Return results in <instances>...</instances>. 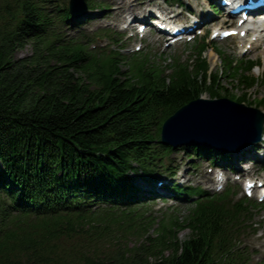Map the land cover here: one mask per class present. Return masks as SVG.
<instances>
[{
    "label": "trees",
    "instance_id": "trees-1",
    "mask_svg": "<svg viewBox=\"0 0 264 264\" xmlns=\"http://www.w3.org/2000/svg\"><path fill=\"white\" fill-rule=\"evenodd\" d=\"M69 17L65 0H0V264L250 263L243 235L264 205L188 187L186 217H157L127 181L172 151L160 127L180 106L203 94L247 104L219 82L252 89L254 63L210 72L196 40L194 64L176 58L165 74L150 52L88 46L106 32L67 37Z\"/></svg>",
    "mask_w": 264,
    "mask_h": 264
},
{
    "label": "rangeland",
    "instance_id": "rangeland-1",
    "mask_svg": "<svg viewBox=\"0 0 264 264\" xmlns=\"http://www.w3.org/2000/svg\"><path fill=\"white\" fill-rule=\"evenodd\" d=\"M94 1L97 3L101 2L103 5H107L109 4L108 1H112V3L114 2L115 4L116 1L126 2L128 0H94ZM157 2L158 1L156 0V3ZM110 5H111V2H110ZM120 13L121 12L118 11L116 13L111 14V10H109V13L104 14L103 16H100L101 19L99 21H95L94 25L98 24V26H100L105 23H110L111 25L113 24L118 25L123 20V15L126 13V8L122 10L121 14ZM219 22H220V19H218L217 23ZM68 31L69 33L67 34H70V35L75 34L74 30L68 29ZM145 44H149V46L143 52L150 51L151 58H152L151 60L157 61L161 63V65L163 66L169 63H174L176 58L179 59L181 63H189L190 66L194 64L193 60L191 59L192 50L190 48H186L183 46V43H179L178 45L170 46L169 48L165 49L163 47L164 46L163 36L160 34L158 35L147 34L145 40L142 41V43L134 40L132 43L127 44V48L129 49L136 45H145ZM236 44H237V40L229 39L226 42L213 44V46L218 47L220 52L223 53L225 57H229V59H232L233 61H235L240 58L236 51ZM162 51H164L165 53H161ZM30 52H31V47L26 46L24 49L17 52V56L26 57L30 55ZM123 52L127 53L126 50H123ZM210 53H212V56H210ZM204 56L206 60L208 61L212 72L220 71V69H223L224 64L222 62V59L218 57V55L212 48H208L206 52L204 53ZM245 58L249 60H259V64L253 68L251 75L255 78H258V80L261 81V78L262 77L264 78V43H261V46L259 49L254 51V53L247 55ZM165 70L167 69H164V72ZM167 73H171V71L165 72V74ZM233 84H235V82L230 83L227 80V78H224V79L222 78L221 81L219 82L220 87L228 90L227 94H231V95L235 94L236 96L242 95L243 92L241 88H237ZM263 84L259 83L258 85H255L252 89L245 91L247 102H250V101H252L253 103L259 102L260 98L264 97V85ZM202 97L208 98L206 94ZM258 109L264 112L263 107L258 106ZM186 156H187L186 153H184L183 148L181 147L173 151L170 155H168L165 163L171 164L172 167H176V168H179V166L182 165L183 166L182 168H184V166L187 165ZM210 167H211L210 165H208L207 167H203V163L201 162V159L198 157V159H196V167L195 168L192 167L191 171L185 174L187 177L192 178L191 183L187 185L199 186L200 188L211 191V187H212L213 179H214V173L213 171H210L211 170ZM182 168L179 171L183 170ZM159 170H162V169L159 168ZM159 170H157L158 173H159ZM184 170H187V168H185ZM167 175L168 174L163 172V175H159V176L163 177ZM136 182H137L136 185L141 188L140 186L141 184L138 178L136 179ZM154 202L155 203L150 204L151 207L149 208V210L153 211L154 216H157V217H161L164 213H166L167 215H171L172 213H174V215L182 219L186 217L189 213L190 205L187 203H179L177 201L164 202L163 200H160V199L155 200ZM255 222L259 223L258 226L260 227V230L253 235H248L244 237V241L249 246V248H251V250L254 251L253 256H252L253 261L251 264H264V211L255 217ZM188 234L189 232L185 230L180 233L179 237L180 239H185Z\"/></svg>",
    "mask_w": 264,
    "mask_h": 264
},
{
    "label": "water",
    "instance_id": "water-1",
    "mask_svg": "<svg viewBox=\"0 0 264 264\" xmlns=\"http://www.w3.org/2000/svg\"><path fill=\"white\" fill-rule=\"evenodd\" d=\"M72 16L86 11L83 0L69 1ZM264 114L225 98H197L179 107L161 126L160 142L177 148L196 144L225 152L241 151L261 139Z\"/></svg>",
    "mask_w": 264,
    "mask_h": 264
},
{
    "label": "bare ground",
    "instance_id": "bare-ground-1",
    "mask_svg": "<svg viewBox=\"0 0 264 264\" xmlns=\"http://www.w3.org/2000/svg\"><path fill=\"white\" fill-rule=\"evenodd\" d=\"M124 2V3H123ZM131 3V0H128V1H120V2H117L116 1V3L115 4H117V5H119V6H121V7H124V8H126L127 7V9L128 10H130V5L129 4ZM125 5V6H124ZM126 9V10H127ZM263 30H264V28H263ZM258 35H262V37H260V39H264V32H261V33H259V34H256V36H258ZM247 42V41H246ZM256 42H258V41H256ZM256 42H254V43H256ZM249 43V42H248ZM264 43V42H263ZM242 46H245V45H242ZM243 51H245V48H241V49H239L238 50V53H240V52H243ZM210 56H212V53H210ZM207 63H208V61H206ZM208 65H209V63H208ZM261 80H264V78H262ZM263 138H264V134H263Z\"/></svg>",
    "mask_w": 264,
    "mask_h": 264
}]
</instances>
